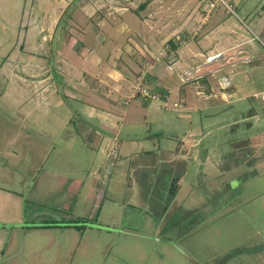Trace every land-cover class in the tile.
<instances>
[{
  "label": "rangeland",
  "instance_id": "obj_1",
  "mask_svg": "<svg viewBox=\"0 0 264 264\" xmlns=\"http://www.w3.org/2000/svg\"><path fill=\"white\" fill-rule=\"evenodd\" d=\"M103 1L0 0V264H264V0Z\"/></svg>",
  "mask_w": 264,
  "mask_h": 264
},
{
  "label": "crops",
  "instance_id": "obj_2",
  "mask_svg": "<svg viewBox=\"0 0 264 264\" xmlns=\"http://www.w3.org/2000/svg\"><path fill=\"white\" fill-rule=\"evenodd\" d=\"M99 1H101V0H99ZM106 1L107 0H105V1H103V3H106ZM110 1V0H109ZM114 2H115V7H114V10H111V7H109V6H105V5H100L99 3L97 4V6L96 7H93L95 10L93 11V8H90L89 10H88V13L89 14H93V12H97V11H99V10H101V12H100V15L101 16H103L104 14L106 15V17H111V16H113V15H125L126 13H127V11H128V9H127V7H126V5L125 4H123L122 3V0H114ZM121 2V3H120ZM140 5H142V4H139V6ZM139 6H138V8H139ZM104 12H103V11ZM105 17V16H104ZM114 20L115 19H112L111 21L112 22H108L107 20H104V21H102L101 23V26L102 27H104V26H109V27H114ZM141 22L143 23V21L141 20ZM52 24H54V21H53V23ZM128 27V26H127ZM209 34L210 33H206L205 34V36H204V39L206 38V37H208L209 36ZM76 44H78V43H76ZM10 53L11 52H9L7 55H6V60H4V61H2V64H0V68L3 66V65H7V66H9L10 64H14V60L13 61H11V60H9V59H7L9 56H10ZM195 54H197V53H195ZM199 55V54H198ZM179 59V58H178ZM7 60H9L8 62H7ZM10 62V63H9ZM28 62V61H27ZM27 62H25L24 63V65H28V63ZM15 65V64H14ZM100 66H102V65H100ZM60 67L61 68H63V64H61L60 65ZM42 69V68H41ZM9 71H11V73H12V75L14 76L15 75V73H14V71L13 70H9V69H7V72H9ZM67 72V71H66ZM42 73H44V70H43V72ZM34 77H33V79H36L37 78V75L36 74H34L33 75ZM109 76L111 77V81H109V80H107V82L104 80V81H101L100 83L102 84V86H105L106 88H108V86H112L113 85V91L114 92H120L121 91V86L119 85V84H117V83H119V81L116 83V80H118V79H120L121 78V74L117 71V70H112V71H110L109 72ZM48 78H49V76H44V75H42V76H38V82H37V84L40 86V89L38 90V92L37 93H39V94H45L46 93V91H47V89H48V85L46 84L47 83V81H48ZM114 81H115V83H114ZM123 81V80H122ZM90 90L91 89H89L88 91H87V94H89L90 96H92L93 95V93H91L90 94ZM49 91H51V92H54V89H51V90H49ZM40 96V95H39ZM94 99H95V97H94ZM96 110H98L99 112H101V114H103V115H108L107 113H105V110H104V108L103 107H97V108H95L94 109V107H89L88 108V113L91 115V114H94V112L96 111ZM106 117H108V116H104V119H106L107 121H110V118L108 117V118H106ZM181 177V176H180ZM179 177V178H180ZM175 180L174 181H172V187L174 188L175 186H177V182L178 181H176L175 183ZM171 191H172V188H171Z\"/></svg>",
  "mask_w": 264,
  "mask_h": 264
},
{
  "label": "built area",
  "instance_id": "obj_3",
  "mask_svg": "<svg viewBox=\"0 0 264 264\" xmlns=\"http://www.w3.org/2000/svg\"><path fill=\"white\" fill-rule=\"evenodd\" d=\"M209 1V4L211 6V8L214 7V2L215 1H224V0H208ZM250 41H253V39H251ZM250 44V43H249ZM250 49H247L246 52H247V55L242 59V62H251V60L253 59V50H252V46L250 45ZM222 53L221 52H217V53H213L212 55H208L205 57L206 61L204 62V65L205 64H208V63H211L213 61H215L216 59L222 57ZM203 66V65H202ZM202 66H197L195 68H189V69H185L183 70V77L185 78L186 81L188 80H191L193 78H196L198 77V72L200 71L199 69L202 68ZM144 94H146V92H144ZM253 98L255 99H258V101L261 103V107L262 109H264V91H261V92H257V93H254L252 95Z\"/></svg>",
  "mask_w": 264,
  "mask_h": 264
},
{
  "label": "flooded vegetation",
  "instance_id": "obj_4",
  "mask_svg": "<svg viewBox=\"0 0 264 264\" xmlns=\"http://www.w3.org/2000/svg\"><path fill=\"white\" fill-rule=\"evenodd\" d=\"M161 178H163V176L161 177ZM161 178H158V181L157 182H160L162 179ZM164 178H168L169 179V176H167V177H164ZM155 182V178H154V176L152 177V178H150L149 179V183L150 184H153ZM171 188H172V179H170V181H169V184H168V186H167V188H166V193L167 192H169V193H171ZM164 189V188H163Z\"/></svg>",
  "mask_w": 264,
  "mask_h": 264
},
{
  "label": "trees",
  "instance_id": "obj_5",
  "mask_svg": "<svg viewBox=\"0 0 264 264\" xmlns=\"http://www.w3.org/2000/svg\"><path fill=\"white\" fill-rule=\"evenodd\" d=\"M146 3H144L143 5H140L139 8H143L145 6Z\"/></svg>",
  "mask_w": 264,
  "mask_h": 264
}]
</instances>
